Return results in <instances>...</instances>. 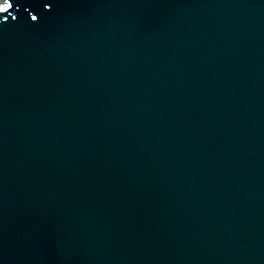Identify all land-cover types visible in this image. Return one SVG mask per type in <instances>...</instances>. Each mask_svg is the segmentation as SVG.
<instances>
[{
	"label": "snow or ice",
	"instance_id": "1",
	"mask_svg": "<svg viewBox=\"0 0 264 264\" xmlns=\"http://www.w3.org/2000/svg\"><path fill=\"white\" fill-rule=\"evenodd\" d=\"M16 7H18L19 5L18 4H15ZM14 7V3H13V0H10V2H8V0H6V2L4 3L3 6H0V13H6L9 11V9H12ZM46 7H49L51 8L52 5L51 4H48L46 5ZM9 19V16L5 15L3 16V21H7ZM13 19H16L15 16H13ZM32 19L33 20H36L37 17L36 16H32Z\"/></svg>",
	"mask_w": 264,
	"mask_h": 264
},
{
	"label": "water",
	"instance_id": "2",
	"mask_svg": "<svg viewBox=\"0 0 264 264\" xmlns=\"http://www.w3.org/2000/svg\"><path fill=\"white\" fill-rule=\"evenodd\" d=\"M0 255H2V251H0Z\"/></svg>",
	"mask_w": 264,
	"mask_h": 264
}]
</instances>
